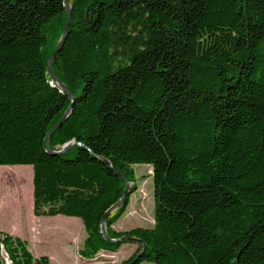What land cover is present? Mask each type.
<instances>
[{
    "label": "trees",
    "instance_id": "obj_1",
    "mask_svg": "<svg viewBox=\"0 0 264 264\" xmlns=\"http://www.w3.org/2000/svg\"><path fill=\"white\" fill-rule=\"evenodd\" d=\"M69 2L51 71L73 102L47 71L65 0H0V165L31 166L33 215L78 217L88 258L135 241L120 264H264V0ZM134 164L154 222L116 230ZM0 264L49 258L0 230Z\"/></svg>",
    "mask_w": 264,
    "mask_h": 264
},
{
    "label": "rangeland",
    "instance_id": "obj_2",
    "mask_svg": "<svg viewBox=\"0 0 264 264\" xmlns=\"http://www.w3.org/2000/svg\"><path fill=\"white\" fill-rule=\"evenodd\" d=\"M132 167L135 176L134 185L131 184L133 191L129 194L125 211L113 224L116 230L137 226L150 228L154 222L151 166L134 164ZM13 175L11 172V177L6 180L0 169V229L16 235L27 233L30 249L34 253L49 255L51 264H120L138 251L139 243L129 241L115 251L99 250L90 258L83 256L80 251L86 232L81 220L60 214L42 216L41 219L35 217L32 213V170L31 174L23 175L22 183L15 179L10 181ZM34 221L36 225L30 228ZM77 224L81 225L80 230ZM138 264L152 263L141 261Z\"/></svg>",
    "mask_w": 264,
    "mask_h": 264
},
{
    "label": "water",
    "instance_id": "obj_3",
    "mask_svg": "<svg viewBox=\"0 0 264 264\" xmlns=\"http://www.w3.org/2000/svg\"><path fill=\"white\" fill-rule=\"evenodd\" d=\"M65 9H66V21H65L64 30H63V33L61 35V38L59 40L58 45L56 46V48L54 49V51L48 57V60H47V71H48L51 79L54 80L57 83L58 87L62 91H64L71 98V100L73 102L74 99L71 96V94L67 91V89L65 88V86L58 80V78L51 71V64H52V62H53V60L55 58V55L60 50V48H61V46H62V44L64 42L65 36L68 33V29H69V18H70V2H69V0H65ZM63 120H64V117L61 120H59L48 131L46 139H48V137L51 135V133L62 123ZM75 144H79V143L78 142H74L72 140V141L66 142L65 144H63L57 150H50L49 147H48V145H47V142H45V147H46L47 151H49V152H52L54 154H62L65 150H67L69 147H71L72 145H75ZM115 174L118 175L119 177H121L124 180V182H125V188H124V190L122 192V195H121L120 199L114 205H112L110 208H108L105 211V213L103 214V216L101 217V220H100V233L104 237V239H106L107 241H110V242H116V241L120 240L121 238H111V237L108 236L107 231H106V227H105V220H106L107 216L111 212H113L119 205H121L125 201V198L128 195L129 189H130V182L122 174H120L119 172H115ZM144 250H145V245L143 244V248H142V251L141 252H143ZM141 252L138 253L134 257L132 263H135L139 259V257L141 256Z\"/></svg>",
    "mask_w": 264,
    "mask_h": 264
},
{
    "label": "crops",
    "instance_id": "obj_4",
    "mask_svg": "<svg viewBox=\"0 0 264 264\" xmlns=\"http://www.w3.org/2000/svg\"><path fill=\"white\" fill-rule=\"evenodd\" d=\"M0 169L1 170H3V176L5 177V179L7 180L8 179V177H11L10 176V173L12 172V173H14V172H21V173H24V174H26V173H29L30 172V174H31V166L30 165H0ZM9 181V180H8ZM35 217H37V218H39V219H41V217L42 216H35ZM66 219V218H65ZM66 220H71V221H73L74 219H72V218H70V219H66ZM116 222V221H115ZM114 222V223H115ZM113 223V224H114ZM33 224H35V221H34V223H32L31 225H30V228H31V226L33 225ZM112 224V227L114 228V225ZM36 225V224H35ZM77 227L79 228V230L81 229V225H79V224H77ZM1 230V229H0ZM3 231V230H2ZM8 233H10V232H8ZM10 234H12V235H15V236H18V237H20L21 239H24V240H26V242H27V244H28V247H29V250L35 255V256H38V255H47V254H40V253H38V252H36V253H34L33 251H32V249H30L31 248V243L29 242V240H28V236H27V233H23V234H19V235H16V234H14V233H10ZM37 237V234L35 235V238ZM85 237V236H84ZM84 237H83V239H84ZM79 238H80V236H79ZM77 239H78V237H77ZM78 241V240H77ZM83 242V241H82ZM127 244V243H126ZM48 256V258H49V264H51L50 263V261H51V259H50V257H49V255H47Z\"/></svg>",
    "mask_w": 264,
    "mask_h": 264
},
{
    "label": "built area",
    "instance_id": "obj_5",
    "mask_svg": "<svg viewBox=\"0 0 264 264\" xmlns=\"http://www.w3.org/2000/svg\"><path fill=\"white\" fill-rule=\"evenodd\" d=\"M2 254H3V257H4L5 261H6V263H8V260H7L6 256H5V254L3 252H2Z\"/></svg>",
    "mask_w": 264,
    "mask_h": 264
}]
</instances>
